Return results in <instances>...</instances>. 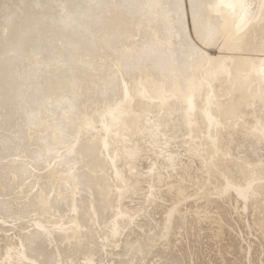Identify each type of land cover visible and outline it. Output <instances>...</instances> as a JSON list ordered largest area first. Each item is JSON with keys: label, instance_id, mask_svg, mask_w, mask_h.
Here are the masks:
<instances>
[{"label": "bare ground", "instance_id": "1", "mask_svg": "<svg viewBox=\"0 0 264 264\" xmlns=\"http://www.w3.org/2000/svg\"><path fill=\"white\" fill-rule=\"evenodd\" d=\"M0 264H264V0H0Z\"/></svg>", "mask_w": 264, "mask_h": 264}, {"label": "snow or ice", "instance_id": "2", "mask_svg": "<svg viewBox=\"0 0 264 264\" xmlns=\"http://www.w3.org/2000/svg\"><path fill=\"white\" fill-rule=\"evenodd\" d=\"M228 6H231V5H228Z\"/></svg>", "mask_w": 264, "mask_h": 264}]
</instances>
